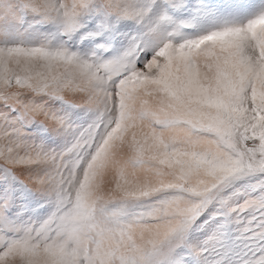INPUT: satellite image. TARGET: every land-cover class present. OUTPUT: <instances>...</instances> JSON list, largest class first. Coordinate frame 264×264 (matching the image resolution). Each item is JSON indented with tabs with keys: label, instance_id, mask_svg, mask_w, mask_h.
<instances>
[{
	"label": "snow or ice",
	"instance_id": "1",
	"mask_svg": "<svg viewBox=\"0 0 264 264\" xmlns=\"http://www.w3.org/2000/svg\"><path fill=\"white\" fill-rule=\"evenodd\" d=\"M0 264H264V0H0Z\"/></svg>",
	"mask_w": 264,
	"mask_h": 264
}]
</instances>
